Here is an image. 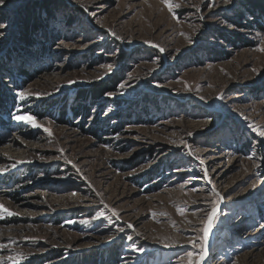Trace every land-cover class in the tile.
I'll list each match as a JSON object with an SVG mask.
<instances>
[{
	"label": "rangeland",
	"instance_id": "374dc122",
	"mask_svg": "<svg viewBox=\"0 0 264 264\" xmlns=\"http://www.w3.org/2000/svg\"><path fill=\"white\" fill-rule=\"evenodd\" d=\"M34 1L0 6L15 12L0 18V46L8 41L0 80L14 97L0 116V204L15 213L0 219V264L10 256L20 264H188L180 257L199 259L206 213L217 203L201 264H264V31L251 15L264 0H170L172 12L161 0ZM38 18L51 33L41 62L15 40ZM238 20L252 24L240 29ZM40 25L26 31L29 52ZM18 61L31 77L13 89L1 75ZM102 85L111 91L94 105L79 102L81 117L58 122L63 97L70 104ZM14 113L32 114L40 127ZM89 127H100L99 137Z\"/></svg>",
	"mask_w": 264,
	"mask_h": 264
},
{
	"label": "trees",
	"instance_id": "16d2710c",
	"mask_svg": "<svg viewBox=\"0 0 264 264\" xmlns=\"http://www.w3.org/2000/svg\"><path fill=\"white\" fill-rule=\"evenodd\" d=\"M28 1L30 2V3L28 2L29 4L35 3L34 0H28ZM254 10L255 11H251L252 17L257 18L259 16V18L257 19L258 21H255V19H253L254 22L253 21L252 22H253V24H255L256 30L264 31V6L263 7L262 6L261 7H255ZM6 15H9L11 19L15 18V16H14L15 12H11V11H8V12L7 11H1L0 12V18L3 19V18H5ZM237 16H238L237 19H239V15H237ZM67 17H68V19L71 18L69 16H67ZM68 21L70 22V20H68ZM37 23H40V24L42 23V25H40L38 27V29L39 28H41L42 30L45 29V31L42 32L43 34L40 33V36H41L42 39L39 42V45H36L35 48L29 52V51H27L28 48L30 46H32L33 44L35 45V43L30 37L27 36L28 33H26V31L29 30V35H30L31 32H32L31 30L34 28V25H36ZM45 23L46 22H44L43 19L42 20H39V18L37 20L33 19L31 21L30 25L27 26V25L24 24V27H23L24 33H23V35L20 34V35H17V37H15V40H17V42H18V40H20V41H22L21 43L25 45L24 47H22L20 45L21 49L25 48L24 49L25 50V52H24L25 55L27 57H28V55L30 56V54L34 55L35 58H36L35 60H38L40 62L42 61L43 56L48 54L49 50H50V46L49 45H50V40H51L50 39V37H51L50 34L51 33L50 34L46 33L47 32L46 31L47 27H46ZM43 24H45V25H43ZM245 24L249 27L250 24H252V23L251 22H247ZM245 24L241 23L240 20H238V22L235 23V25L238 28H240V29L247 27V26H244ZM7 42L5 40L2 42V44H1L2 47L0 46L1 50L3 48H4V50H6L5 48L7 46ZM37 46H39V47L37 48ZM9 49H10V52L15 54V55L18 53V50L17 51L16 50L13 51L12 46H10ZM11 53L7 52L6 54H4L5 58H6V64H7V61H9V60H11L13 58L12 56L8 57V55H10ZM10 57H12V58H10ZM2 65H3V63L0 65V70H1V66ZM42 72L47 73V70L44 69V70H42ZM6 76L7 77L9 76L12 79V85L14 86L13 87V89H14V88H17L18 85H19V83H16V81H19V79H18L19 77H22V76L31 77V73L27 69V67H24V64H22L21 61L20 62L18 61L17 66L14 65L12 69H10V67L7 66V69L3 70V74L1 75V78H4ZM13 77H14L15 80H13ZM113 82L115 83V81H113ZM9 85H8V82L6 81V79L4 81H2V82L0 80V116L5 114L7 109L10 110V108H8V107H12V105L14 104V97H13V94H11V89L7 88V87H9ZM110 89H111L110 87H107L106 85H102L101 87H98L95 91H93L91 93L90 92L89 93L88 92H82V93L75 94L76 97L74 99H76L77 101L76 102L73 101V103H70V104L68 103V99L66 97H63L64 99L61 101V104L63 106L60 107V109H59V113L58 114L60 115V118H59L58 122L61 123V124H68L69 122L73 121L75 119V117H77L78 115H79V117H81V115H83V111H84L83 108H85L86 105L84 103L82 104V103H79V102H81L82 100L88 99L89 103H91V105H94V104H96L95 98L98 95H101V93L103 91H105V92L111 91ZM90 98H92V99H90ZM79 99H80V101H78ZM66 104H68V106L70 108L69 109L71 111V115L70 116L69 115L65 116L66 112H67ZM77 107H79L80 109H78ZM125 115H128V114L125 113ZM3 126L6 127V124L3 121V119L0 117V132H2V133H3V130H4ZM100 127H92V128L89 127L87 131L90 132L91 134H93L94 136L99 137V135H100L99 133H101V131H100L101 128ZM2 133H0V135ZM240 146H242V148L245 151H248L249 148H250L249 147L250 144L248 142H245V141H242ZM263 174H264V172H263ZM20 182L21 181H19L17 179H12V178L11 179L10 178L6 179V178H3V184L4 185H9V184L11 185L12 184V185H15V186H19V185H21ZM14 188H16V187H14ZM15 191H17L16 193H19L20 190H15ZM6 223H9V221H6ZM113 251L116 252L115 249ZM115 252H113V253L115 254ZM42 261H43L42 259L35 260V264H40V263H42ZM113 261H114L113 259L112 260H108L107 264H113Z\"/></svg>",
	"mask_w": 264,
	"mask_h": 264
},
{
	"label": "snow or ice",
	"instance_id": "6c2138e0",
	"mask_svg": "<svg viewBox=\"0 0 264 264\" xmlns=\"http://www.w3.org/2000/svg\"><path fill=\"white\" fill-rule=\"evenodd\" d=\"M6 0H0V6H3L5 4ZM162 3L165 4L166 7H168L169 11L172 12L173 11V4L170 3V0H161ZM230 0H224V3H229ZM7 25L0 23V29L5 28ZM189 41L191 42V39L188 38ZM262 40H264V38H262ZM153 47H156L155 45H152ZM260 50H264V49H260ZM161 52H163V49H160ZM69 83H75V81H69ZM120 88H124L125 85L124 84H120L119 85ZM106 95L111 96L112 93H106ZM16 96L19 98V100L23 101L26 98V92L24 90H19L16 92ZM201 99H204L203 97H201ZM19 111V109L17 110ZM12 118L14 120H16L17 122H24L25 124H29L31 125L33 128H39L40 125L37 123L36 119L32 116V114H13ZM251 127V125H249ZM255 131V129H253ZM44 131H48L46 128L44 129ZM261 137H264V131H260L258 133ZM49 135H51V133H49ZM193 135L192 133H189V136ZM189 148L188 151V155H193V151L191 149V146L186 145ZM251 158V157H249ZM201 164H203V160L200 161ZM182 169H177V171H181ZM205 175H207V170H205ZM181 187H184V185L182 184ZM213 194L217 197L218 202L222 201L224 198L220 196V194L218 192H216V190L213 188ZM178 212L183 215V210L178 209ZM8 215V216H12L15 215V213L11 212L8 208H6L3 204H0V219L4 218V215ZM112 214L114 216H117V218H119L118 213L115 212V210H112ZM104 213L103 212H98L96 214L95 218H100V217H104ZM155 215V214H153ZM218 216V203L214 204L213 207L211 208V210L209 212L206 213V223L202 229L203 231V236L201 237L203 243L200 246V253H199V259L198 260H193L194 257V253L192 251H186L185 254L183 256L180 257V260L183 261L185 259V257H187L188 260V264H201V261H203L207 255H208V251H207V241L209 238V235L212 231V229L214 228L215 225V220ZM129 228H132V225L128 226ZM261 228H264V223H262L260 225ZM119 232H124L123 228H119L118 229ZM137 235H139L137 233ZM127 240L132 241L133 237L131 235H128ZM192 244V247L195 248L196 244L193 240L190 239L189 241ZM4 247V245H0V248ZM165 247H175L174 244H166ZM181 247H183L181 245ZM132 249L133 251H137L140 253H143L144 249L141 248H137L136 245L133 243L132 244ZM22 258V257H21ZM9 260L11 261V264H20V258H14V257H9Z\"/></svg>",
	"mask_w": 264,
	"mask_h": 264
},
{
	"label": "bare ground",
	"instance_id": "6f19581e",
	"mask_svg": "<svg viewBox=\"0 0 264 264\" xmlns=\"http://www.w3.org/2000/svg\"><path fill=\"white\" fill-rule=\"evenodd\" d=\"M210 234H211V233H210ZM209 238H210V235H209ZM209 238H208V239H209Z\"/></svg>",
	"mask_w": 264,
	"mask_h": 264
},
{
	"label": "water",
	"instance_id": "95a60500",
	"mask_svg": "<svg viewBox=\"0 0 264 264\" xmlns=\"http://www.w3.org/2000/svg\"><path fill=\"white\" fill-rule=\"evenodd\" d=\"M219 209V208H218Z\"/></svg>",
	"mask_w": 264,
	"mask_h": 264
}]
</instances>
